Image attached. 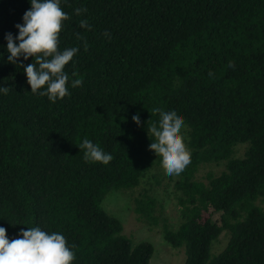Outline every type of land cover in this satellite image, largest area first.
Wrapping results in <instances>:
<instances>
[{"label": "trees", "instance_id": "trees-1", "mask_svg": "<svg viewBox=\"0 0 264 264\" xmlns=\"http://www.w3.org/2000/svg\"><path fill=\"white\" fill-rule=\"evenodd\" d=\"M60 6L67 19L58 49L78 48L65 71L82 83L53 103L30 92L23 67L8 63L2 47L6 32L16 35L28 0H0V84L7 87L0 93V226L9 239L39 226L63 234L75 254L71 264H148L151 244H133L101 203L161 166L147 133L158 107L184 118L190 163L166 174L165 183L179 223L170 228L163 203L145 191L132 199L137 220L161 223L163 240L184 247V264H264V0ZM83 139L111 161H84ZM238 145H245L241 157ZM213 165L222 168L197 178ZM223 233L225 245L211 256Z\"/></svg>", "mask_w": 264, "mask_h": 264}, {"label": "clouds", "instance_id": "clouds-1", "mask_svg": "<svg viewBox=\"0 0 264 264\" xmlns=\"http://www.w3.org/2000/svg\"><path fill=\"white\" fill-rule=\"evenodd\" d=\"M28 3L30 8L23 12L22 22L14 25L16 35L6 32V44L2 47L8 54V63L23 67L30 92L35 94L39 91L41 96H46L54 103L70 94L69 87H77L82 83L79 78L69 81V74L65 71V66L78 52V48L58 49L62 21L67 19V13L60 6L61 0H28ZM74 12L79 14L81 9L76 8ZM80 24L81 27L87 26L85 20H81ZM104 35H108L107 30ZM29 57L32 58L30 63L23 64L20 60L27 61ZM208 75L211 77L213 73L209 72ZM6 92L7 87L0 84V93ZM153 112L158 113L159 118L147 127L151 139L148 148L160 157V164L166 174L179 175L190 163V152L181 134L184 118L174 109L157 107ZM132 121L139 126L138 115H133ZM78 148L82 150V158L86 162L108 164L112 159L111 153L89 139H83ZM74 255L62 233L46 232L39 226L27 227L20 228L10 240L5 228L0 226V264H71Z\"/></svg>", "mask_w": 264, "mask_h": 264}, {"label": "rangeland", "instance_id": "rangeland-1", "mask_svg": "<svg viewBox=\"0 0 264 264\" xmlns=\"http://www.w3.org/2000/svg\"><path fill=\"white\" fill-rule=\"evenodd\" d=\"M245 145H238L236 147L235 155L241 157L244 151ZM221 166H205L200 169L198 177L200 178L207 170L217 172L221 169ZM154 178L161 181L160 185L155 183ZM168 182L166 172L162 166L152 170L141 183L132 190H126L121 192H109L104 197L101 206L109 214L118 219L122 224V232L127 236L133 244L139 242H148L152 246V254L148 264H184L185 251L184 247L172 248L162 238L161 223L155 227H149L146 224L137 220L136 215L133 213L132 199L143 193L144 191L151 194L163 203V218L166 220L170 228H174L179 223V217L177 213V206L173 200L166 196L165 190ZM220 213H214L212 220L218 222ZM227 234L223 233L219 236L210 250V255H216L214 252H218L225 245L227 240Z\"/></svg>", "mask_w": 264, "mask_h": 264}]
</instances>
